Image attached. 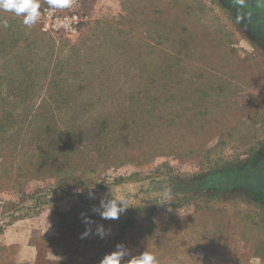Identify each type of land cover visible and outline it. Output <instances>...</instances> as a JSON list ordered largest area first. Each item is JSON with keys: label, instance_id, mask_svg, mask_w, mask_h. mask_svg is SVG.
<instances>
[{"label": "rangeland", "instance_id": "obj_1", "mask_svg": "<svg viewBox=\"0 0 264 264\" xmlns=\"http://www.w3.org/2000/svg\"><path fill=\"white\" fill-rule=\"evenodd\" d=\"M38 2L0 11V264H264V0Z\"/></svg>", "mask_w": 264, "mask_h": 264}, {"label": "clouds", "instance_id": "obj_2", "mask_svg": "<svg viewBox=\"0 0 264 264\" xmlns=\"http://www.w3.org/2000/svg\"><path fill=\"white\" fill-rule=\"evenodd\" d=\"M48 3L53 8L69 6V0H48ZM0 11L11 12L15 16L22 17V23L31 27L40 16V4L38 0H0ZM0 23H2L4 28L9 27L7 20L0 21ZM169 194L170 190H166L164 193V195ZM88 196L89 198H95V194L91 191H89ZM128 207L125 198H116L110 191V196L108 194L101 196L98 205H94L91 210L103 220H116ZM81 216L82 223L85 224V231L81 234V238H87L94 234L103 239L109 234L110 230L105 229L101 224H97L93 231L91 225L94 224V221L85 213H82ZM126 257L130 258L126 259ZM100 264H158V261L154 254L147 251L132 256L125 245L117 244L116 249L106 254Z\"/></svg>", "mask_w": 264, "mask_h": 264}, {"label": "flooded vegetation", "instance_id": "obj_3", "mask_svg": "<svg viewBox=\"0 0 264 264\" xmlns=\"http://www.w3.org/2000/svg\"><path fill=\"white\" fill-rule=\"evenodd\" d=\"M262 37H263V39H262V40L264 41V33H262Z\"/></svg>", "mask_w": 264, "mask_h": 264}, {"label": "trees", "instance_id": "obj_4", "mask_svg": "<svg viewBox=\"0 0 264 264\" xmlns=\"http://www.w3.org/2000/svg\"><path fill=\"white\" fill-rule=\"evenodd\" d=\"M129 147V146H128Z\"/></svg>", "mask_w": 264, "mask_h": 264}]
</instances>
